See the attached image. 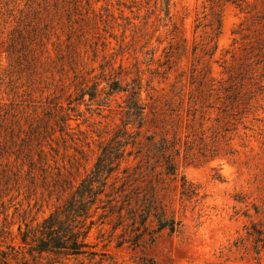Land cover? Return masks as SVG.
Returning a JSON list of instances; mask_svg holds the SVG:
<instances>
[{"label":"rangeland","instance_id":"374dc122","mask_svg":"<svg viewBox=\"0 0 264 264\" xmlns=\"http://www.w3.org/2000/svg\"><path fill=\"white\" fill-rule=\"evenodd\" d=\"M161 16L155 0H0V264H252L245 227L264 225V0H170ZM136 76L143 120L121 163L145 176L133 212L107 186L81 228L94 255L31 251L19 229L65 202L125 119L124 94L97 105L105 81ZM95 82L97 97L81 98ZM181 176L196 197L180 198ZM149 200L180 223L151 244L154 206L145 232L137 216Z\"/></svg>","mask_w":264,"mask_h":264},{"label":"trees","instance_id":"16d2710c","mask_svg":"<svg viewBox=\"0 0 264 264\" xmlns=\"http://www.w3.org/2000/svg\"><path fill=\"white\" fill-rule=\"evenodd\" d=\"M244 0H231L236 6L240 7ZM156 8L160 11L163 17L169 16L170 0H155ZM105 101L103 99L98 101L97 105L108 106L109 100L115 97L117 94H124L125 103L122 108L124 109L125 119H121V126L114 132V134L100 146V151L97 155L96 161L89 172L79 181L78 185L72 190L69 197L65 202L55 208L43 221L36 225V227H27L25 231L19 229V238L22 243L29 244L31 251L43 252H59L65 251L74 255H94L93 251L87 252L84 247H87L85 238L89 229L82 230L84 222L90 218V212L93 204L96 201H102V195L108 196L106 193L107 186L113 194H116L121 201V205L127 202L129 206V213H132V207L130 206L131 196L138 194L139 190L136 185L133 184L137 181H143L145 176L141 171H137L139 165L135 166L132 170L129 167L121 168V163L131 154V151H127V146L133 147L137 143L138 131H133L131 128L134 126L139 128L142 125L144 102L141 98L142 92V79L136 76L131 82L121 85L118 79H111L105 81ZM99 83L95 82L87 89L82 88L79 96L84 98V95H88V100L91 101L97 97ZM107 100V101H106ZM70 103V102H69ZM64 115L61 114L59 121L65 122ZM59 124V123H58ZM62 126L59 125V131L61 132ZM138 152V151H137ZM164 158L163 174L172 176V180H176V169L169 156L161 155ZM157 160L155 161V163ZM156 165H151L148 172L153 171ZM112 179L108 184V180ZM180 198L192 199L198 195L196 187L190 182H187L184 177H180ZM158 180V184H159ZM129 187H131L129 189ZM129 189V191H127ZM152 193V187L150 189ZM137 196V195H135ZM109 201H111L109 199ZM137 202L138 199L136 198ZM155 202L149 200V204L146 209L139 213L137 216L140 218V225L144 226L143 231L147 230L145 223L148 220L150 206H154L153 217L156 221V227L147 231L148 243L151 244L157 235L165 230L167 235H173L180 231V223L172 216H168L163 207L154 205ZM122 208V207H121ZM135 217L132 215L131 223L129 224L131 229L137 230L139 227L135 225ZM118 225L114 226L116 229ZM135 227V228H133ZM246 235L251 239V249L253 253L252 264H264V225L259 227L256 223H252L250 227H245ZM127 233L125 229L120 235L124 238ZM141 233H135V237L131 239V245L136 247L139 245L138 239ZM30 238L31 243H28ZM124 242V239L117 245ZM31 254V253H29ZM3 253L1 257L5 258ZM137 264H156L152 258L141 257ZM214 264H229L226 261L214 263Z\"/></svg>","mask_w":264,"mask_h":264}]
</instances>
